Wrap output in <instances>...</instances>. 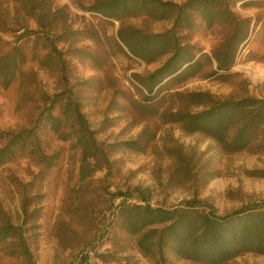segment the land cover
I'll return each mask as SVG.
<instances>
[{"label":"rangeland","instance_id":"1","mask_svg":"<svg viewBox=\"0 0 264 264\" xmlns=\"http://www.w3.org/2000/svg\"><path fill=\"white\" fill-rule=\"evenodd\" d=\"M57 18L52 33L62 36L65 71L27 64L28 86L3 88L0 85V144L2 132L28 128L48 104L45 97L69 90L83 106L98 141L110 144L136 138L145 125L156 131L154 141L142 153L121 151L110 157V169H98L84 181L78 180L77 166L69 160L66 144L59 164L47 171L27 157L0 166V206L11 222L21 226L35 264H76L88 255L87 264H153L132 248L113 245L107 223L120 199L109 194L134 187L149 190L152 205L172 208L181 201L197 198L208 202L219 214L239 208L251 199H264V179L250 171L264 167V155L246 152L225 154L215 142L200 134L186 135L175 125H159L152 118L135 115L123 93L141 100L146 91L137 76L145 77L159 67L165 57L147 65L132 57L117 37L121 27L164 32L171 24L144 18L103 19L87 8L95 0H46ZM234 11L249 18V33L228 72L209 75L214 65L205 64L201 74L170 86L175 91H202L216 98L264 97V5ZM39 31L34 19L16 0H0V55L20 46L29 58L42 56L32 43ZM223 38L221 29L197 24L180 39L191 50L208 55ZM118 45L131 59L122 54ZM171 102H164L167 107ZM57 106V105H56ZM26 207L27 215L21 212ZM119 237V235H118ZM115 243V241H114ZM0 264H21L18 258L0 249ZM170 264H193L173 260ZM233 264H264V255L246 253Z\"/></svg>","mask_w":264,"mask_h":264},{"label":"trees","instance_id":"2","mask_svg":"<svg viewBox=\"0 0 264 264\" xmlns=\"http://www.w3.org/2000/svg\"><path fill=\"white\" fill-rule=\"evenodd\" d=\"M35 20L39 31L32 43L42 56L27 57L20 46L0 55V85L11 87L15 82L28 86L29 68L65 71L63 52L58 48L62 36L51 32L57 18L46 0H16ZM264 5V0H95L87 10L103 19L123 21L144 18L150 22H168L164 32L136 27H121L117 32L122 47L132 57L150 65L166 58L145 77L137 76L146 95L137 101L123 93L135 115L142 120L152 118L159 125H175L186 135L200 134L216 143L225 154L246 152L264 155V97L216 98L208 92L168 93L170 86L184 83L201 74L205 64L214 65L209 75L228 72L249 33V18L241 17L235 5ZM197 24L219 28L223 38L210 55L192 51L182 44V35ZM73 34V33H72ZM124 56L129 55L118 45ZM48 104L28 128L2 132L0 166L17 158L27 157L44 171L58 166L68 146L69 160L77 166L79 181L98 169H110V157L121 151L144 152L154 141L156 131L145 125L134 139L102 143L85 117L81 103L68 90L62 95L45 97ZM171 102L162 107L164 102ZM57 105V106H56ZM145 119V120H146ZM264 179V167L249 172ZM114 206L106 232L113 245L132 248L153 264H170L173 260L193 264H233L246 253L264 255V199H251L239 208L219 214L208 202L192 198L172 208L152 205L149 190L140 187L108 193ZM24 216L26 207H21ZM119 235V237H118ZM115 241V243H114ZM0 249L21 264H35L21 226L11 222L0 206ZM88 255H81L76 264H87Z\"/></svg>","mask_w":264,"mask_h":264}]
</instances>
